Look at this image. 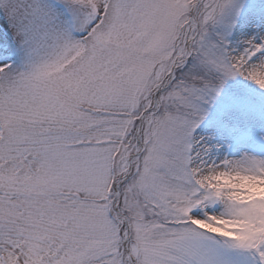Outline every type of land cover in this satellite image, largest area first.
<instances>
[{
    "label": "snow or ice",
    "instance_id": "1",
    "mask_svg": "<svg viewBox=\"0 0 264 264\" xmlns=\"http://www.w3.org/2000/svg\"><path fill=\"white\" fill-rule=\"evenodd\" d=\"M0 264H264V0H0Z\"/></svg>",
    "mask_w": 264,
    "mask_h": 264
}]
</instances>
